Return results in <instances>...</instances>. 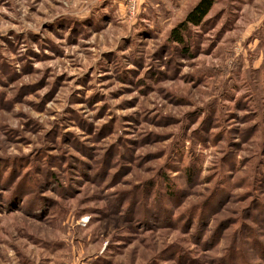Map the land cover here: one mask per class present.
Wrapping results in <instances>:
<instances>
[{
  "label": "rangeland",
  "instance_id": "obj_1",
  "mask_svg": "<svg viewBox=\"0 0 264 264\" xmlns=\"http://www.w3.org/2000/svg\"><path fill=\"white\" fill-rule=\"evenodd\" d=\"M113 1L0 0V264H264V0Z\"/></svg>",
  "mask_w": 264,
  "mask_h": 264
},
{
  "label": "trees",
  "instance_id": "obj_2",
  "mask_svg": "<svg viewBox=\"0 0 264 264\" xmlns=\"http://www.w3.org/2000/svg\"><path fill=\"white\" fill-rule=\"evenodd\" d=\"M215 0H199L180 21L169 32V40L177 45L184 44V34L187 35L190 28H198L211 11Z\"/></svg>",
  "mask_w": 264,
  "mask_h": 264
},
{
  "label": "crops",
  "instance_id": "obj_3",
  "mask_svg": "<svg viewBox=\"0 0 264 264\" xmlns=\"http://www.w3.org/2000/svg\"><path fill=\"white\" fill-rule=\"evenodd\" d=\"M124 3H125L124 1L123 2L122 1H118V6H116V4H114V1H113L109 6H107L106 3H102V1H101V3L98 5V7H96V10H98V13L101 12L103 14H106L108 12L114 13V14L117 15V17H119L120 15L123 14V12H125ZM140 4H144V6L146 5L144 0H138L137 7H139ZM132 11H134V16L133 17H137V16H135V14L136 13L138 14L140 10H139V8L137 9L136 6H135V8H133Z\"/></svg>",
  "mask_w": 264,
  "mask_h": 264
}]
</instances>
